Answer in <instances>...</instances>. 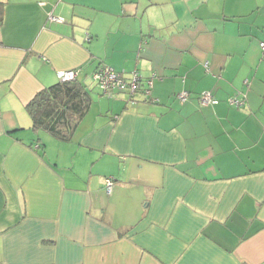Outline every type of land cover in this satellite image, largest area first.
Instances as JSON below:
<instances>
[{"label":"crops","instance_id":"0c3cea01","mask_svg":"<svg viewBox=\"0 0 264 264\" xmlns=\"http://www.w3.org/2000/svg\"><path fill=\"white\" fill-rule=\"evenodd\" d=\"M260 43L264 0H0V264H264ZM101 65L150 93L91 90ZM65 70L68 141L26 111Z\"/></svg>","mask_w":264,"mask_h":264},{"label":"trees","instance_id":"16d2710c","mask_svg":"<svg viewBox=\"0 0 264 264\" xmlns=\"http://www.w3.org/2000/svg\"><path fill=\"white\" fill-rule=\"evenodd\" d=\"M89 103L87 85L75 78L38 92L27 103L26 111L33 129H42L56 139L68 141Z\"/></svg>","mask_w":264,"mask_h":264},{"label":"built area","instance_id":"2783aa9c","mask_svg":"<svg viewBox=\"0 0 264 264\" xmlns=\"http://www.w3.org/2000/svg\"><path fill=\"white\" fill-rule=\"evenodd\" d=\"M56 1L60 2L61 0ZM47 20L49 22H61L63 19L59 15L49 12L47 14ZM260 48L261 50H264V43H260ZM76 76L77 71L65 70L60 74V81H71L74 80ZM91 78L95 81L102 94L111 95L114 92H127L129 97L132 98L138 90H143L146 95L150 93L154 75L152 74L146 79H143L137 71H133L126 78L122 73L114 71L111 67L101 65L92 72ZM176 97L180 102H184L188 98V92H178ZM199 99L202 105H207L212 101L213 96L210 92L206 91L200 94ZM229 103L239 106L243 103V100H236L232 98L229 99ZM113 181V177L111 176L105 178L104 187L107 193L111 192Z\"/></svg>","mask_w":264,"mask_h":264},{"label":"rangeland","instance_id":"374dc122","mask_svg":"<svg viewBox=\"0 0 264 264\" xmlns=\"http://www.w3.org/2000/svg\"><path fill=\"white\" fill-rule=\"evenodd\" d=\"M86 82H87V84H89L91 90L92 89L96 90L95 89L96 83H95V81H93V79L91 78V76H89V79L87 78Z\"/></svg>","mask_w":264,"mask_h":264}]
</instances>
